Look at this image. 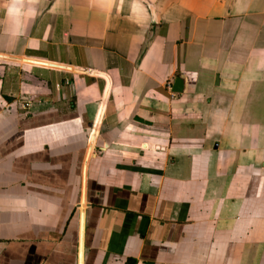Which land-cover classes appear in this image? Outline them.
<instances>
[{
  "label": "crops",
  "instance_id": "crops-1",
  "mask_svg": "<svg viewBox=\"0 0 264 264\" xmlns=\"http://www.w3.org/2000/svg\"><path fill=\"white\" fill-rule=\"evenodd\" d=\"M0 264H264V0H0Z\"/></svg>",
  "mask_w": 264,
  "mask_h": 264
},
{
  "label": "water",
  "instance_id": "water-1",
  "mask_svg": "<svg viewBox=\"0 0 264 264\" xmlns=\"http://www.w3.org/2000/svg\"><path fill=\"white\" fill-rule=\"evenodd\" d=\"M180 87H181V80L177 79L176 82H175V90H179Z\"/></svg>",
  "mask_w": 264,
  "mask_h": 264
}]
</instances>
